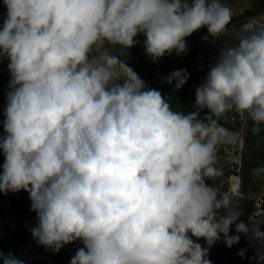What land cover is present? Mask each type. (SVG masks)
<instances>
[{"label": "clouds", "instance_id": "clouds-1", "mask_svg": "<svg viewBox=\"0 0 264 264\" xmlns=\"http://www.w3.org/2000/svg\"><path fill=\"white\" fill-rule=\"evenodd\" d=\"M3 4L0 62L8 61L10 80L0 193L29 194L37 245L58 253L81 241L70 264H211L209 249L221 234L229 248L243 234L264 264V217L245 223L231 197L206 183L225 114L245 115L254 133L264 129V28L233 31L234 43L219 51L185 113L110 49L129 50L143 34L157 62L186 53L185 38L201 28L226 36L232 11L221 0ZM188 79L175 70L164 82L179 90ZM253 174L264 175V167ZM0 262L23 264L11 253H0Z\"/></svg>", "mask_w": 264, "mask_h": 264}, {"label": "rangeland", "instance_id": "rangeland-1", "mask_svg": "<svg viewBox=\"0 0 264 264\" xmlns=\"http://www.w3.org/2000/svg\"><path fill=\"white\" fill-rule=\"evenodd\" d=\"M263 2L264 0H257V4L249 9H244L245 11L238 16V19L232 20L226 36L213 38L209 36L207 30H203V33L199 37L192 35L188 37L197 38L194 46L192 43V50H188L186 53L179 55L173 52V54L166 55L158 60L162 63L167 61V64L169 63L168 65H171L174 71H187L189 79L183 88L176 90L175 82L173 84L164 82V78L171 74L168 73L165 67L161 70L163 79L154 81V83L151 80L145 83L146 87L158 90L162 96L169 100L173 110L185 113L193 111L196 99V88L203 83L210 70V66L215 62L224 44L234 43L233 31L244 24H252L257 28H264ZM6 16L7 9L4 7L3 0H0V28H2ZM110 51L111 54L120 56L130 67L135 63V57L132 55L127 57L126 54L124 55V50L119 47H115L113 50L110 49ZM152 61L151 57H147L141 65L137 63L134 69L136 71L137 69L138 71L143 69L154 70L155 66H147V63H155ZM148 72L151 74V71ZM9 80L8 61L3 60L0 62V122L4 119V107L6 105V93L8 91ZM167 94H169V97ZM205 115H207V110L200 113L201 118ZM220 124L224 129V139L218 145L215 175L211 180L206 181V183L209 186H214L218 193L230 196L234 205H238L242 211L239 219L248 223L249 217L251 216L254 218L264 217V207H262L264 203V175L257 176L253 174L254 169L264 167V129L258 133H254L251 129L253 127L252 122L245 115L236 111L225 114L220 119ZM3 134V127L0 124V136ZM3 161L4 157L2 151H0V165L3 164ZM235 164L237 165L236 167ZM230 167L231 169L235 167L233 169H236V174L230 176L226 174L225 169ZM18 199L25 201V209L31 216H36L34 212L30 211L31 201L27 192L0 193V253L3 252L5 245L9 244L10 241H16L14 236L22 220V217L19 218L13 214ZM224 212L225 210L222 209L220 214L223 215ZM229 234H237L235 225L230 228ZM189 235L191 234L189 233ZM192 239L200 243L203 247H208L204 239L197 240L195 237H192ZM246 239L247 236L240 234L239 251H248L251 253L252 259H254L256 256L253 255V250L256 251V246L254 242L249 244L250 240L247 239L249 241L247 242ZM81 247H83V243L76 241L65 245L58 253H54L44 246L37 245L32 237V240L29 242L17 244L11 254L22 260L23 264H70L71 258ZM234 250L235 245L229 248L225 244L223 235L221 234V239L209 249L208 259L211 261V264H220L226 258L227 253H231ZM235 259V257L232 259V263Z\"/></svg>", "mask_w": 264, "mask_h": 264}, {"label": "crops", "instance_id": "crops-1", "mask_svg": "<svg viewBox=\"0 0 264 264\" xmlns=\"http://www.w3.org/2000/svg\"><path fill=\"white\" fill-rule=\"evenodd\" d=\"M221 2L229 7L232 11V20H235V19H238V16L241 15L242 12H244L246 8H251L253 7L255 4H257V0L253 1V0H221ZM264 3V2H263ZM262 3V4H263ZM263 9H264V5H263ZM264 11V10H263ZM201 33H203V30L200 31V33L198 35H195L194 33L192 34V36H195V37H199L201 36ZM186 41L189 40L190 43H191V46H192V43H193V46H194V42L197 41L196 39L197 38H188L186 37L185 38ZM193 41V42H192ZM144 42H145V37L143 34L139 35L137 37V43L136 45L127 50V49H123L124 50V55L126 54L127 57H130L129 55H132L134 58V61L135 63L133 64V66L131 68L134 69V66L138 63L139 65L142 64V62L144 60H146L147 57H149L146 52H145V46H144ZM189 48V45H187V49ZM111 50H113V48H111ZM127 51H128V55H127ZM176 54V52H174ZM173 54V53H172ZM166 56V55H165ZM164 56V57H165ZM181 57V56H179ZM153 62V61H152ZM169 64V63H168ZM167 64V61L165 62H155L154 64L152 63H147V66H155L154 70H155V73H154V70L153 69H143L141 71H137L135 70V72L139 75V77L145 81V83L149 82L152 80V83H154V81H159L162 78V73H161V70L164 69H167L168 73H172L174 71V68H172L171 65H168ZM165 65V66H163ZM157 70V71H156ZM148 71H151V74L148 72ZM167 74V73H166ZM154 75V77L152 76ZM186 89V88H185ZM184 92V91H183ZM168 97H169V94H167Z\"/></svg>", "mask_w": 264, "mask_h": 264}, {"label": "trees", "instance_id": "trees-1", "mask_svg": "<svg viewBox=\"0 0 264 264\" xmlns=\"http://www.w3.org/2000/svg\"><path fill=\"white\" fill-rule=\"evenodd\" d=\"M237 165L235 164V167ZM235 167H231L225 169L227 175H234L236 174V169H233ZM17 206L15 209V212L13 213L16 217H22L21 223L19 224L18 229L16 230L14 239L16 241L12 242L10 241L9 244L5 245V248L3 250V254L6 256L9 253H12L15 246L19 243L21 244L22 242H29L32 240L30 228L34 227L36 224V216H31L27 210L25 209V201L22 199H18L16 201ZM264 207V203L262 205ZM240 245L236 246V250L229 253L227 257L222 261V264H257V260H253L251 257V253H247L243 258L241 256H238L237 250L239 249ZM235 257V261L232 263V259Z\"/></svg>", "mask_w": 264, "mask_h": 264}, {"label": "bare ground", "instance_id": "bare-ground-1", "mask_svg": "<svg viewBox=\"0 0 264 264\" xmlns=\"http://www.w3.org/2000/svg\"><path fill=\"white\" fill-rule=\"evenodd\" d=\"M186 44L189 45V44H190V41H187ZM192 49H193V47H192L191 44H190L188 50H192ZM233 190H234V188H233ZM233 190H231V192H233ZM236 191H237V189H236ZM233 193H234V192H233ZM236 194H237V193H236ZM262 228L264 229V226H263V225L261 226V230L264 231ZM249 240H250V239H249ZM250 242H253V241L250 240Z\"/></svg>", "mask_w": 264, "mask_h": 264}, {"label": "flooded vegetation", "instance_id": "flooded-vegetation-1", "mask_svg": "<svg viewBox=\"0 0 264 264\" xmlns=\"http://www.w3.org/2000/svg\"><path fill=\"white\" fill-rule=\"evenodd\" d=\"M252 128H253V127H252ZM252 128H251V129H252ZM247 239H248V238H247ZM247 239H246V241L249 242V241H248L249 239H248V240H247ZM249 243H250V242H249ZM237 245H240V243L236 244V245H235V248H236ZM235 250H236V249H235ZM235 250H234V251H235ZM239 250H240V246H239V249L237 250V253H236L237 255H238V251H239ZM247 253H248V251H246V254H247ZM228 254H229V253H227V255H228ZM238 256H239V255H238ZM226 257H227V256H226ZM233 258H234V257H233ZM253 260H256V259H253ZM220 264H222V261L220 262Z\"/></svg>", "mask_w": 264, "mask_h": 264}, {"label": "built area", "instance_id": "built-area-1", "mask_svg": "<svg viewBox=\"0 0 264 264\" xmlns=\"http://www.w3.org/2000/svg\"><path fill=\"white\" fill-rule=\"evenodd\" d=\"M202 30H207V28H201L200 30L194 32V34H195V35H198V34L200 33V31H202ZM187 41H189V40H187ZM190 44H191V43H190ZM190 44H189V46H190Z\"/></svg>", "mask_w": 264, "mask_h": 264}]
</instances>
